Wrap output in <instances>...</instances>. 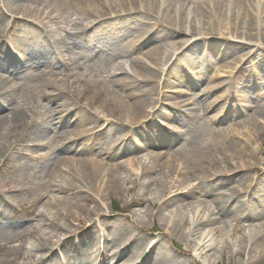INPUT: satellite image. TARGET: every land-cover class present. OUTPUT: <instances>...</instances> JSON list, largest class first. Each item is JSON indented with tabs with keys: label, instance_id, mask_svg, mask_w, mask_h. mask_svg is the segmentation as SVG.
Masks as SVG:
<instances>
[{
	"label": "rangeland",
	"instance_id": "rangeland-1",
	"mask_svg": "<svg viewBox=\"0 0 264 264\" xmlns=\"http://www.w3.org/2000/svg\"><path fill=\"white\" fill-rule=\"evenodd\" d=\"M176 1H166L165 5L170 2L172 8H176L184 3L185 6L190 5L193 8L199 2H208V0ZM17 2L30 3L32 7H35V4H32L29 0H17ZM3 10L5 13L7 12L6 8ZM164 16L160 14V17ZM84 17V15L72 16L71 14L73 23L79 22V25H76L79 26L78 29H81L82 25L88 28L96 20V16L88 17L87 20H84ZM148 17L152 16L142 12L125 14L116 17L117 19L115 18L112 21L110 29L119 24L133 22L129 27H135L136 29L131 30L129 33L119 30L102 33L104 29L99 30V28L97 32L93 33L95 35H88L89 39H95L96 43L94 45H100V49H97L94 54H102L106 59L98 60L99 58L96 57L94 61H89L87 58L83 61H76L74 57L79 55L72 52L64 53L59 59L46 57L42 60L43 62L40 61L38 68L35 69H42V71L36 72L35 80H32L30 85L33 86L37 79L56 83L59 86L58 89L49 88L47 90V93H54L53 101H49L48 104L41 95H38L35 99L20 98L19 100H11L8 104H3L0 101V105H2L0 114L11 118L14 111L23 110L24 115L30 117V119L35 113H38L41 120L48 117L46 112L50 107L56 105L55 101L57 99L60 101L65 98L68 109L80 110L87 118L81 126V132L91 146V149L83 153L67 154V156L75 159V161L83 157L101 159L104 155H98L99 151L104 152L113 149L117 154L114 162H122L127 165L131 161L134 163L133 170L138 173H141L143 168H148L147 161L153 154L162 155L159 163L160 166H163L167 159L181 162L187 150L200 149L202 151L208 142L209 130L227 135L228 138L232 136L229 134L231 131L238 133L244 131L247 133L245 134L247 145L245 151L254 157L257 164L252 169L242 173V177L231 178L230 171L224 170L227 162L218 158L214 150L208 149L203 153L206 162H197L194 164L195 166L190 167V170L195 172L194 176L186 174L192 179L190 183L198 187L195 193L198 198L187 199V208L190 212L189 217L192 220L194 206L197 205L198 200H212L220 192L226 194L231 192L232 188L242 187V182L245 181L244 186L249 185L251 189L243 191L241 196L235 195V202L243 206L246 205V208L242 206L244 211L238 212L240 214L239 220L229 221L233 227L238 224L244 228V233L247 229L246 226L250 223L264 224V127L259 123L260 119L264 121V111L260 110L256 103H253V106L248 107L250 108L248 111L250 116L245 113L232 112L225 115L224 119H218L207 126L199 125L202 120L195 111L191 117L187 116L184 110L177 119L166 117L168 113L174 114L172 104L178 100L179 96L183 95L182 99L188 103L192 97L191 93L201 95L200 91L210 82L219 83L222 79L228 81L229 76L227 75L232 70L228 66L232 65L233 61L236 58L239 59V57L237 63L240 66L232 72V75L236 74L234 83H230L232 91L236 90L240 94L254 93V96L259 92H264V45L255 47L254 44L251 45L243 40L233 39L215 29L208 30L209 33L204 37L190 39L186 46L177 49L178 54H174L168 60L163 72L159 74L158 80L162 79V82L147 83L145 77L144 81L141 79L143 76L138 75L139 71H137L138 68L134 62L135 57L142 58L144 52L147 53L155 45L162 46L166 54H169L170 51H175L173 48L174 40H183L190 36L186 32L180 31L175 37H171V26L169 24L155 18L148 19ZM1 22L2 24H10L11 20L5 16L1 18ZM31 24L30 19L20 17L13 26L9 27V30L18 34L22 41H26L28 30L34 28L25 27V25ZM33 26L38 32L39 28L34 24ZM178 26L180 29V25ZM162 28L166 31H161ZM66 33L65 31L62 32L63 35ZM144 34L147 37L153 35V38L142 49H137L131 53L124 52L123 46L126 42L137 36L136 39H139L141 43L143 42L141 36ZM3 42L0 43V53ZM187 47H189L188 52ZM31 49L37 50L39 45L32 43ZM185 52L187 54L181 58V55ZM226 52L229 53L226 54ZM242 58L244 59L242 60ZM107 59L111 60L108 61ZM144 59L146 60L145 57ZM164 61L165 59H163V63ZM147 62L151 64L149 61ZM117 65H125L124 67L128 71V74L125 75L120 72L117 74L119 77L128 78L126 79L129 83L124 87L108 77L110 67ZM142 65L144 64L142 63ZM195 73L201 75L203 80L198 86H190ZM6 74V72L0 70V75L4 76ZM245 74L248 75L246 82L243 81ZM168 78H173V81L176 82L182 80L186 84L175 85L176 83L167 82ZM166 82L167 86L171 88L162 91V87ZM225 88L229 90V86ZM173 89L186 90V92L175 95L173 98L162 96L164 92L171 95ZM114 93L120 100L127 102H133L134 98L137 97H145L146 111L152 110L153 113L148 115V112H145L146 117L139 119L137 122H129L123 116ZM239 93L235 92L233 95H228L222 105L209 110L208 115H213L223 106L227 111L231 106L241 103ZM216 94L217 91L212 96L214 97ZM157 95L161 97L160 100L157 99ZM197 102L199 103V101ZM56 107L59 108L57 105ZM187 107L189 106L187 105ZM257 111L260 112V119L258 122H254L258 117ZM56 115L58 114L56 113ZM68 115L70 116L69 113ZM153 125L159 127L160 130H157ZM173 130H176V132L172 133ZM20 131L21 129H17L13 132L14 136L10 135L13 146L9 150L4 148L6 150L5 154L4 151H0V163L7 157L11 158V167L5 166L0 169V183L2 185H4L5 180L9 182L10 179H13L20 182L22 186L29 187L35 183L37 173L45 177L43 175L44 167L40 162H37V159H32L30 156L46 151L44 143L53 134L52 129L37 138L33 136L31 129L27 132V136L31 137L21 143L16 140L20 135ZM159 132L163 133V136L168 135L169 139L163 141L162 138H158L155 133ZM248 139L251 142H248ZM26 140L32 145L25 147L23 144ZM36 140H41L39 145H34L37 143ZM138 143L144 144V147H149V149L143 151L139 148ZM222 154L225 155L226 151L224 150ZM142 156L147 159L144 160ZM17 167L22 168L25 172H17ZM30 168L33 169L30 170ZM66 169L65 166L62 167V173L67 178ZM157 169V171L151 172L153 170L151 168L148 174L142 178V180H150V190L144 192L141 196L138 193L140 186L136 187L137 184L133 182L125 183L123 189L107 188L103 193L97 191L92 184L81 188L79 183L75 190H65L62 191L64 193L60 194L53 191L51 186L48 187V192L44 196H40L31 189L22 193H14L16 195L8 194L9 207L4 204V193L0 192V223L15 220L16 225L23 227L17 240L9 244L8 249H20L23 251L24 256H30V258L44 255V258L36 262L37 264L43 262H47L45 264H100L102 262L106 264H125V261H129V259L134 264H141V261L153 251L168 254L167 257L171 258L169 261L171 264H202L193 251L195 240L198 239L200 233L198 232L188 238L185 237V232L189 231L191 222L187 225L181 223L182 225L178 229L171 227L169 222L171 219L167 214L176 207L175 204L162 208L161 212L157 211L161 203L159 200L161 193L159 187L153 182V176L155 175L161 180L164 179L162 168L158 167ZM187 171H189V166ZM218 171L225 172L224 179L220 181L216 174ZM121 172L129 174L127 167L122 169ZM139 182L143 181L140 179ZM154 188L155 190H153ZM139 197H145L147 201L142 204H132V201L139 200ZM52 203L55 205L50 209ZM116 205L120 207L118 211L115 210ZM153 205L156 208H153ZM36 213L42 215L36 217ZM45 213H49L48 217L45 216ZM232 215L233 213L229 211L220 216L221 219H230ZM47 218L52 220L49 221ZM52 221L54 224L59 223L65 227L70 226L74 236L86 232L89 229L88 227L91 226L90 232L94 234V239L83 242L81 237L76 236L70 241L69 237L67 243L58 251V245L48 239L49 234L56 231L55 225L48 227ZM219 223L221 222L216 221L213 225L218 227ZM233 227L230 231L232 236L235 238L244 236L243 229L234 231ZM125 235H131L134 238L137 236L138 243L126 248ZM62 236L67 237L69 234L64 232ZM214 238L223 241L220 232H214ZM40 244L47 248L44 250L37 249ZM262 250H264L263 243L254 246L252 251L254 258L258 257ZM198 251L199 256L207 263L219 261L218 264H264V255L258 257V260L248 262V249L239 251L235 247L221 250L219 247L209 253L205 250ZM116 254L118 258L114 259L113 257ZM10 258L14 260V264L23 262V260L17 259L15 255H11ZM5 259L6 256L1 254L0 263L10 264ZM148 264H152V262L149 261Z\"/></svg>",
	"mask_w": 264,
	"mask_h": 264
},
{
	"label": "bare ground",
	"instance_id": "bare-ground-1",
	"mask_svg": "<svg viewBox=\"0 0 264 264\" xmlns=\"http://www.w3.org/2000/svg\"><path fill=\"white\" fill-rule=\"evenodd\" d=\"M29 1L32 4H35V7H32L30 3L17 2V0H0V43L4 41L0 53V70L7 73L4 76L0 75V101H2L3 104H8L11 100H19L20 98L35 99L38 95H41L42 98L46 99V103L48 102L49 104V101H53L54 99V93H47V90L49 88L58 89L59 86L56 83L39 79H37V82L33 86L30 85V82L35 80L36 72L42 71V69L35 70L38 68L40 61L43 62L42 60L46 57L59 59L66 52H72L79 55L74 57V60L76 61H83L86 58L89 61H94L96 57L99 58L98 60L106 59L102 54H94L97 49H100V45H94L96 43L95 39H89L90 37H88V35H95L93 33L97 32L99 28V30L104 29L102 33L115 30L129 33L131 30L136 29L135 27H129L133 22L129 24H119L110 29L112 21L115 20L116 17L125 14L143 12L144 14L152 16L148 17V19L155 18L158 21H165V23L171 26V37H175L180 31L186 32L190 35L183 40H174L175 43H173V48L175 51H170L169 54H166V51L163 50L162 46L155 45L147 51V53L144 52L142 58L139 59L135 57L134 62L138 68L137 71H139L138 75L140 74V76H143L141 78L143 80L145 77L147 83L162 82V79L158 80L159 74L163 72L168 60L178 52L177 49L186 46L190 39L204 37L209 33L208 30L215 29L219 31V33L228 35L233 39L243 40L251 45L254 44L256 45L255 47H262L264 45V0H208V2L197 3L193 8H191L190 5L185 6L184 3L182 6L176 8H172V3L170 2L165 5V2L170 0ZM178 1L179 0L176 2ZM4 8H6L7 14L3 10ZM69 13H71L72 16L84 15V20H87L88 17L91 18L96 16V20L93 21L88 28H86L85 25H82V28L78 29L79 26L77 27L76 25L79 22L73 23L71 14ZM160 14L165 16L160 17ZM5 16L10 18V24H2L1 18H4ZM20 17L32 21L31 25H25V27L30 26L34 28L28 30L26 41H22L18 34L12 33L9 30V27L13 26L16 23V20ZM33 24L39 28L38 32ZM178 25H180V29ZM69 26H71L70 29ZM61 31L67 33L63 35ZM161 31L166 30L162 28ZM152 36L147 37L146 34L142 35L143 42L141 43L139 39H136L137 36L131 38L123 46L124 52L131 53L137 49H142V47L153 38ZM31 42L33 44H38L39 49H31ZM188 49L189 47L186 48L187 52ZM182 51L184 52V50ZM187 52L183 53L181 58H183ZM228 53L229 52H226V54ZM163 59H165L164 63ZM239 59L236 58L232 65L228 66L229 69H232L229 75H227L229 76L228 81L227 79H222L219 83H216L215 81L210 82L202 91H200L201 95L191 93L192 97L188 103L184 102L182 99L183 95L179 96L178 100L174 101L172 104L174 114L168 113L166 114V117L177 119L181 115L182 110L185 111L187 116L191 117L194 115L195 111L197 112V115H200L202 120L199 125L207 126L209 123L217 121L218 119H224L225 115L232 112L245 113L250 116V113L248 112L250 108L248 107L253 106V103H256L257 107L264 111V92H259L254 96V93L240 94L238 91L235 90L233 92L231 89L230 83H234L236 77V74L232 75V72L240 66L237 63ZM243 59L244 58H242V60ZM107 60L110 61L111 59ZM188 60H190V58H188ZM124 66L125 65H117L110 67L108 75V77H111L114 82L122 87L129 83L127 77H119L117 75L118 72L123 73L124 75L128 74V71ZM202 80L203 77L195 73L190 86H198ZM247 80L248 75L245 74L243 81L246 82ZM167 82L176 83L175 85L186 84L185 81L182 80L179 82L173 81V78H168ZM167 82L163 85L162 91H166V88H171L167 86ZM226 86H229V90L225 88ZM216 91L217 94L213 97L212 94ZM171 92V95L164 92L162 96L173 98L175 95L186 92V90L179 91L173 89ZM235 92L239 93V101H241V103L231 106L227 111L223 106L213 115H208L209 110L222 105L226 97L228 95H233ZM114 95L116 96L123 116L131 123L137 122L139 119L146 117L145 112H148V115L153 113L152 110L146 111L147 106L145 97H137L134 98L133 102H127L120 100L115 93ZM201 96L202 98L200 99ZM157 99L160 100L161 97H158L157 95ZM197 101H199V103ZM55 104L59 108H57L56 105L50 107L46 112L48 117L41 120L39 119L38 113H35L30 119V117L24 115L25 112L23 110L14 111L11 118L0 114V131H5L3 133L0 132V151H4V154L6 150H9L13 146L10 135L14 136L13 132L17 131V129H21L20 135L16 138L20 143L31 137L27 136V132L31 129L33 136L36 138L51 129L53 131V134L44 143L46 151L43 153L38 152L30 156L32 159H37V162H40L44 167V174H42L45 175L46 179L45 177H42L41 174L37 173L35 183L29 187L22 186L20 182L13 179H10L9 182L5 180L4 185L0 183V192L5 195L4 204L6 206L10 207V204L8 203L10 200L8 194L22 193L31 189L36 191L40 196H44L48 192L47 189L49 186L52 187L53 191L60 194L64 193L62 191L65 190H75L79 183L81 184V188L87 187L88 184H92L97 191L103 193L107 188L123 189L125 183L133 182L134 184H137L136 187L140 186L138 193L139 196H141L144 192L150 190V180H142V178L148 174L151 168H153L151 172H154L158 170V167H161L164 179L161 180V178L159 179L155 175L153 176V182L159 187L161 193V196L159 197L161 203L157 211L161 212L163 210L162 208H167L168 206L175 204L176 207L170 210L169 214H167L171 219L169 220L171 227L178 229L182 225L181 223L187 225L191 222V224H189V231L185 232V237L188 238L198 232L200 233L198 239L195 240L193 251L202 264H218L219 261L216 263H207L206 260L199 256L198 250H205V252L209 253L219 247L221 250H225L226 248L233 249L235 247H237L239 251H245L248 249V262L258 260V257L264 255V253H261L264 252V250L260 251L256 258H254V255L252 254L254 246L262 243L264 244V224L250 223L246 226L247 229H245L244 233V228L240 227L238 224L233 227L229 221L239 220L240 214H238V212H243L244 208H246V205L243 206L242 204L235 202V195L241 196L243 191L251 189L249 185L244 186L245 181L242 182V187L232 188L231 192L226 194L220 192L215 195L212 200H198L197 205L194 206V216L192 217V220L189 217L190 212L187 208L188 203H186L189 198H198V196H195L198 187L192 185L190 183L192 181L191 177L187 176L188 174L191 176H194L195 174V172L190 170V167L195 166L194 164L197 162L205 163L206 158H203L205 157L203 156V153L208 149L214 150L218 158L227 162V165L224 166V170L230 171L231 178L242 177V173L252 169L257 164L254 157L245 151L247 148L245 134L247 133L244 131L239 133L231 131L229 134L232 136L231 138H228L227 135H222L214 130H209V139L202 151L200 149L187 150L184 153L181 162L174 159H167L163 164L164 167L160 166L161 164L159 163L162 155L153 154L147 161L148 168H143L142 172L138 173L133 170L134 163L131 161H129L127 165L122 162H114L117 154L113 149L104 152L99 151L98 155H104L101 159L83 157L75 161V159L68 157L67 154H79L91 149V146L88 141L85 140L83 133L81 132V126L85 123L87 118L80 110L68 109L66 107L67 101L65 98H62L60 101L57 99ZM197 104L199 105L196 106ZM187 105L189 107H187ZM1 108L2 105H0V109ZM56 113L58 115H56ZM259 113L260 112L257 111L258 117L254 122L259 121ZM259 123L264 127L263 119H260ZM153 127L160 130V128L155 125H153ZM175 132L176 130L172 131V133ZM155 134L158 138H162L163 141L169 139V136H163V133L159 132ZM71 135H73V137H71ZM40 141L36 140L37 143L34 145H39ZM248 142H251V140L248 139ZM138 144L139 148L143 149V151L149 149V147L145 148L142 143ZM23 145L26 147L32 144H29L28 140H26ZM4 148H6V150ZM224 150L226 151L225 155L222 154ZM143 157L144 156H142V158ZM146 159L147 158L144 157V160ZM10 160L11 158L9 157L5 158L0 163V169H3L5 166L10 168ZM64 166L67 168L66 173H68L69 178H66L65 174L62 173V167ZM188 166L189 171H187ZM126 167L128 168L129 174H123L121 172V170ZM32 169L33 168H30V170ZM17 172L25 171L22 168L17 167ZM216 174L218 175L219 181L225 177V172L223 171H218ZM140 179L143 182H139ZM153 190H155V188ZM146 201L147 199L145 197H139V200H133L132 204H142ZM54 205L55 204L52 203L50 209ZM152 207L156 208L154 205ZM229 211L233 213L232 217H230V219H221L222 217L220 215ZM49 213H45V216L48 217ZM35 215L36 217H39L42 214L36 213ZM48 220L50 221L52 219ZM12 221L13 222L3 224L0 223V255L4 254L6 256L5 261L10 264L15 263L14 260L10 258L11 255H15L17 259L23 260L20 264H37L36 262H39L44 258V255L30 258V256H24L23 251L20 249H8L9 244H12L17 240L19 233L23 229V227L16 225L14 222L15 220ZM216 221L221 222L218 227L213 225ZM52 225H55L56 231L50 233L48 239L51 242H55V245H58V251L67 243L69 237L70 241L76 236H79V238L81 237L83 242L94 239V234H91L90 232L92 229L91 226L88 227L89 229L86 232L74 236L70 226L65 227L59 223L54 224L52 221L49 223L48 227ZM232 227L234 231L243 229L244 236L236 238L232 236V233L230 232ZM64 232L69 234V236L63 237L62 235ZM214 232L221 233L223 238L222 242L214 238ZM125 240L126 248L138 243L137 236L134 238L131 235H128L125 237ZM46 248L47 247L42 244L37 247V249L43 250ZM167 256L169 255L166 253H156L153 251L141 261V264H148L149 261H151L152 264H171L169 262L171 258H168ZM113 258H118L117 254L114 255ZM125 262V264H134L130 259ZM45 263L47 262H43L42 264ZM100 264L106 263L102 262Z\"/></svg>",
	"mask_w": 264,
	"mask_h": 264
},
{
	"label": "trees",
	"instance_id": "trees-1",
	"mask_svg": "<svg viewBox=\"0 0 264 264\" xmlns=\"http://www.w3.org/2000/svg\"><path fill=\"white\" fill-rule=\"evenodd\" d=\"M117 208H118V206H117Z\"/></svg>",
	"mask_w": 264,
	"mask_h": 264
}]
</instances>
